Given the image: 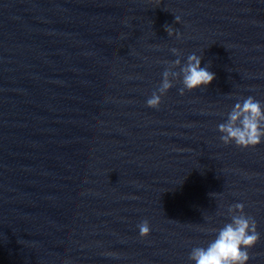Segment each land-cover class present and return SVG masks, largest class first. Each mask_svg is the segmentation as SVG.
<instances>
[{
  "label": "clouds",
  "instance_id": "obj_1",
  "mask_svg": "<svg viewBox=\"0 0 264 264\" xmlns=\"http://www.w3.org/2000/svg\"><path fill=\"white\" fill-rule=\"evenodd\" d=\"M176 23H180V17L175 16ZM169 36L173 35V29L165 25ZM177 39L180 33H176ZM171 52L179 56V50L172 48ZM202 56L190 54L186 63L181 66L178 58L171 62V66L162 73L160 86L147 99L146 105L149 108L158 109L162 103V97L173 87V80L181 78L183 87L179 94L205 88L215 79V73L208 70V66H201ZM168 63V62H166ZM180 67V71H173ZM221 134L219 139L223 144H235L238 148L248 149L264 143V104L253 96L237 102L227 114L224 123L217 126ZM211 193L210 195L212 196ZM230 222L225 223L219 229H212L216 236L206 247H194L189 253V260L194 264H247L250 260L249 250L260 240V233L257 231V224L253 217L244 211L243 203H235L228 206ZM139 236L147 238L150 235L151 227L147 220L139 225Z\"/></svg>",
  "mask_w": 264,
  "mask_h": 264
}]
</instances>
